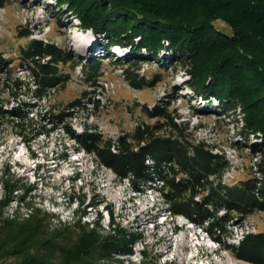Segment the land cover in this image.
Wrapping results in <instances>:
<instances>
[{"label":"trees","instance_id":"1","mask_svg":"<svg viewBox=\"0 0 264 264\" xmlns=\"http://www.w3.org/2000/svg\"><path fill=\"white\" fill-rule=\"evenodd\" d=\"M56 1L69 4L83 27L102 36L107 56L77 60L72 50L54 41L31 39L20 49V65L30 77L26 81L14 76L12 60L0 53V126L15 127L26 142L40 134L66 130L76 149L94 155L98 166L109 168L119 180L126 179L133 191L157 189L172 214L203 227L235 258L264 264V232L248 233L239 244L227 241L233 235L232 225L241 226L249 215L264 211V146L249 144L252 156H256L252 176L228 185L223 175L230 167L229 160L224 153H215L214 145L196 140L189 121H180L181 114L171 108L173 96L152 108L143 105L154 123L138 122L132 132L116 138L104 137L96 128L78 132L67 125L77 111H89V104H100L95 97H87V91L59 114L43 113L45 124L33 121L28 114L33 105L21 99L24 90L32 92L35 99L47 98L63 83L60 66L70 62L72 71L82 66L84 82L95 89L103 75V59H109V49L115 45L137 53L125 58L122 65L131 85H153L159 77L146 79L140 73L143 66L149 57L170 53L165 66L189 74L196 97L205 99L207 105L218 103L225 115L240 108L244 113L240 134L245 141L256 133L264 140V0ZM218 19L231 27V34L214 26ZM20 33L31 35L30 30ZM7 91L6 98L3 92ZM9 103L12 107L6 108ZM47 120L52 121L49 128ZM234 146L242 147L238 142ZM157 179L163 183H155ZM197 196L202 199L197 200ZM39 214L36 211L27 218L11 219L3 218L0 212V264H96L112 250L129 249L121 241L127 239L123 228L117 229L118 234L102 236L76 226L71 244V228L50 234L45 217Z\"/></svg>","mask_w":264,"mask_h":264},{"label":"rangeland","instance_id":"2","mask_svg":"<svg viewBox=\"0 0 264 264\" xmlns=\"http://www.w3.org/2000/svg\"><path fill=\"white\" fill-rule=\"evenodd\" d=\"M214 26L225 34L232 33L231 27L222 19L216 20ZM24 30H30L31 35H21ZM31 39L54 41L72 50L75 58L83 61L91 60L95 51H105L102 36L93 28L83 27L78 13L67 3L0 0V53L12 60L14 76L26 81L30 77L20 65V49ZM87 40L96 47L85 54L83 46ZM122 51L120 48L118 53ZM110 54L109 59H103V75L95 89L84 82V76L79 72L82 66L72 71L70 62L60 66L63 83L51 90L47 98L35 99L32 92L24 90L21 99L33 105L27 109L33 121L45 124L41 119L43 113L59 114L87 91V97H95L100 104L98 107L89 104V111H77L67 125L78 132L86 127L96 128L104 137L116 138L132 132L138 122L154 123L155 119L143 111V105L152 108L167 96H173L171 108L181 114L180 121H189L196 140L214 145V152L224 153L232 164V175L223 178L224 183L234 185L252 176L256 156H252L249 144L264 146V140L261 133H256L245 141L240 134L244 117L240 108L225 115L218 103L207 105L205 99L196 97L189 74L183 69L174 72L165 66L172 57L170 53L147 57L140 73L148 80L158 76L159 81L141 88L133 87L126 77L122 66L125 57ZM103 56H107V52L99 57ZM3 93L6 98L9 96L8 91ZM82 101L88 102L86 98ZM11 107L12 103H9L6 108ZM51 122L47 120V128ZM236 142L242 147L236 148ZM76 145L63 129L34 136L26 142L15 127L1 125L2 217L27 218L38 211L40 217H45L50 234L64 227L71 228L74 232L71 244L75 242L76 226L95 230L102 236L118 234V228L125 229L127 239L121 241L129 249L112 250L109 255L96 260V264H249L235 258L228 249L210 238L203 227L183 215L172 214L157 189L149 188L144 193L133 191L126 179L119 180L109 168L98 166L94 155L82 148L76 149ZM196 199L201 200L202 196ZM242 223L241 226L232 225L233 235L228 242L238 244L240 231L247 230L252 223L253 233L264 232V211H256ZM181 234L186 236L184 246L176 243V237ZM196 243L200 245L196 246ZM162 250L165 252L161 253Z\"/></svg>","mask_w":264,"mask_h":264},{"label":"built area","instance_id":"3","mask_svg":"<svg viewBox=\"0 0 264 264\" xmlns=\"http://www.w3.org/2000/svg\"><path fill=\"white\" fill-rule=\"evenodd\" d=\"M103 39V38H102ZM120 51V46H117V45H115V46H113L112 47V50L110 49V52L111 53H113V54H115V56L116 57H120V55H121V53H118ZM103 52H108V51H99V52H97V54L99 55V56H102V53ZM79 72L82 74V76H84L83 75V71H82V69L80 68V70H79ZM148 162H152V161H148ZM233 169V166H232V164H230V167L225 171V173H224V175H223V178H229V176H231L232 175V172H231V170L230 169ZM230 174V175H229ZM177 179L179 180L180 179V176H178L177 177ZM224 180V179H223ZM156 182L157 183H159V185H161L163 182L161 181V180H159V179H157L156 180ZM254 226V224L252 223V224H250V227L249 228H247V230H241L240 231V234H241V237H238V238H240L239 239V241H238V244L240 243V241L245 237V235L246 234H248V233H253L254 231H252V229L254 228L253 227ZM249 264H252V263H249Z\"/></svg>","mask_w":264,"mask_h":264},{"label":"bare ground","instance_id":"4","mask_svg":"<svg viewBox=\"0 0 264 264\" xmlns=\"http://www.w3.org/2000/svg\"><path fill=\"white\" fill-rule=\"evenodd\" d=\"M89 40H90V39H89ZM89 40H87V41H86L87 44H85V45L83 46V47H84L83 52H84L85 54H88V53L92 52V50L96 47V44H95V47H94L92 44L88 43ZM185 242H186V236H185L184 234L178 235V236L176 237V243L178 244V246H184V245H185ZM197 245H200V244H197V243H196V246H197ZM202 245H203V243H202ZM162 252H165V251L162 250L161 253H162Z\"/></svg>","mask_w":264,"mask_h":264}]
</instances>
